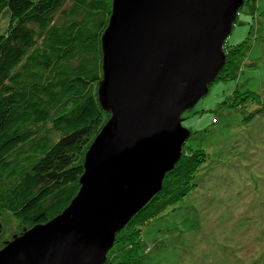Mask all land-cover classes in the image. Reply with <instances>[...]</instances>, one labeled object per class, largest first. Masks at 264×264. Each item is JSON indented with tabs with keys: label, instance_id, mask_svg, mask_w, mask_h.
<instances>
[{
	"label": "water",
	"instance_id": "water-1",
	"mask_svg": "<svg viewBox=\"0 0 264 264\" xmlns=\"http://www.w3.org/2000/svg\"><path fill=\"white\" fill-rule=\"evenodd\" d=\"M244 0H111L96 95L108 119L79 189L56 217L14 235L0 264H105L117 234L157 194L191 132ZM2 224L0 222V234Z\"/></svg>",
	"mask_w": 264,
	"mask_h": 264
},
{
	"label": "trees",
	"instance_id": "trees-1",
	"mask_svg": "<svg viewBox=\"0 0 264 264\" xmlns=\"http://www.w3.org/2000/svg\"><path fill=\"white\" fill-rule=\"evenodd\" d=\"M110 11L111 0H0V215L13 225L8 239L59 215L78 192L84 155L108 119L96 91ZM190 151L117 234L105 264L115 248L117 264H143L153 237L139 231L160 232L158 216L189 190L184 169L204 161L202 150Z\"/></svg>",
	"mask_w": 264,
	"mask_h": 264
},
{
	"label": "rangeland",
	"instance_id": "rangeland-1",
	"mask_svg": "<svg viewBox=\"0 0 264 264\" xmlns=\"http://www.w3.org/2000/svg\"><path fill=\"white\" fill-rule=\"evenodd\" d=\"M223 49V69L182 115L185 146L204 161L181 166L189 190L158 216L160 232L139 231L153 237L143 264H264V0H244Z\"/></svg>",
	"mask_w": 264,
	"mask_h": 264
}]
</instances>
